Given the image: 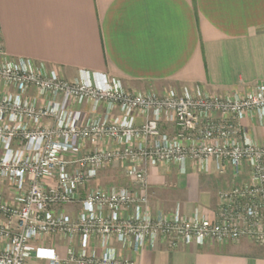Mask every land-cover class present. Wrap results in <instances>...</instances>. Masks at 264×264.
Here are the masks:
<instances>
[{
    "label": "built area",
    "instance_id": "1",
    "mask_svg": "<svg viewBox=\"0 0 264 264\" xmlns=\"http://www.w3.org/2000/svg\"><path fill=\"white\" fill-rule=\"evenodd\" d=\"M247 117L264 125V85L212 96L128 91L84 70L68 80L9 56L0 25V264H139L159 241L170 250L264 245V144L243 129ZM188 160L204 173L214 160L241 179L218 192L214 221L184 216L178 205L169 215L150 211L147 168ZM108 168L121 169L133 188L92 187ZM55 235L71 244L64 259L33 246Z\"/></svg>",
    "mask_w": 264,
    "mask_h": 264
},
{
    "label": "crops",
    "instance_id": "2",
    "mask_svg": "<svg viewBox=\"0 0 264 264\" xmlns=\"http://www.w3.org/2000/svg\"><path fill=\"white\" fill-rule=\"evenodd\" d=\"M0 25L9 56L54 68L68 80L84 70L119 80L128 91L187 88L212 96L264 85V0H0ZM242 126L255 143L264 144V125L247 117ZM163 130L175 131L171 125ZM106 170L119 174L104 175ZM240 182L229 166L220 171L214 160L206 173L190 160L183 167L161 163L147 168L150 211L169 215L178 205L184 216L197 212L214 221L218 192ZM91 186L133 188L119 168L102 170ZM70 245L58 235L33 242L60 259ZM137 261L264 264V245L241 240L170 250L159 241Z\"/></svg>",
    "mask_w": 264,
    "mask_h": 264
},
{
    "label": "rangeland",
    "instance_id": "3",
    "mask_svg": "<svg viewBox=\"0 0 264 264\" xmlns=\"http://www.w3.org/2000/svg\"><path fill=\"white\" fill-rule=\"evenodd\" d=\"M117 171V170H116ZM115 170H106L105 172H104V175H106V173H111V172H116ZM117 174H119L118 173V171L116 172ZM107 179L105 178V177H103L102 176V185H105V181H106ZM62 210H64L65 212H71L72 210L73 211H75L76 210V208L74 207V208H72V207H68V206H66V207H63V208H61Z\"/></svg>",
    "mask_w": 264,
    "mask_h": 264
}]
</instances>
